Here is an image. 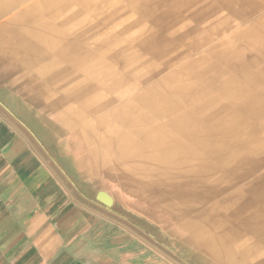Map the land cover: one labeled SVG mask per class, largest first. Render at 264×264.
Here are the masks:
<instances>
[{
	"label": "rangeland",
	"instance_id": "obj_1",
	"mask_svg": "<svg viewBox=\"0 0 264 264\" xmlns=\"http://www.w3.org/2000/svg\"><path fill=\"white\" fill-rule=\"evenodd\" d=\"M211 1H0L14 28L50 50L46 60L75 62L63 93L75 99L67 109L94 115L71 122L84 135L78 143L92 147L90 171L134 209L126 223L172 226L187 242L188 262L173 248L182 264L210 261L195 254L199 236L212 240L209 254L219 246L226 264L242 262L227 247L225 218L237 208L235 187L249 180L243 163L264 178V0H240L232 19ZM252 254L264 264V248Z\"/></svg>",
	"mask_w": 264,
	"mask_h": 264
},
{
	"label": "crops",
	"instance_id": "obj_2",
	"mask_svg": "<svg viewBox=\"0 0 264 264\" xmlns=\"http://www.w3.org/2000/svg\"><path fill=\"white\" fill-rule=\"evenodd\" d=\"M211 4L232 19L246 2ZM49 53L0 8V264H182L174 245L188 262L171 225L126 223L134 209L90 171L92 147L71 122L94 115L67 109L76 65Z\"/></svg>",
	"mask_w": 264,
	"mask_h": 264
},
{
	"label": "bare ground",
	"instance_id": "obj_3",
	"mask_svg": "<svg viewBox=\"0 0 264 264\" xmlns=\"http://www.w3.org/2000/svg\"><path fill=\"white\" fill-rule=\"evenodd\" d=\"M262 123H264V122H262ZM212 148H210V149H212ZM234 153H235V151H234ZM259 154H261V153H259ZM231 155H233V154H231ZM247 158H249V157H247ZM259 159H260V157H259ZM253 163L255 164V162H253ZM253 163L251 161H246L245 163H243V166H242L243 173L246 176V178L249 179L248 180L249 182L248 181L247 182L241 181V183H246V185L240 186L238 183V185L235 187L238 189V191L236 192V195L234 196L235 197L234 202L237 204V208L233 209V211L230 213L231 217L225 218V227H228V229L229 228L232 229L230 236L233 239L232 240L233 243L231 244V241H230V244L227 245V247L234 248L232 250L234 251V253L236 252L235 255H237V256L239 255L242 259V262L234 263V264H259V262H254V259L252 261V259H251L253 256L252 251L260 252L261 249L263 250V248H264V178H262L260 175L257 177L253 176V174H255V171L253 168ZM222 169H223V167H222ZM237 180L240 181L241 177L238 176ZM245 188H247V190H243ZM229 191H231V189ZM218 192H219V190H218ZM219 206L221 207L220 204H219ZM253 206H257V207H256V209H254L252 211V209L254 208ZM241 217L245 219L244 223H236V224L234 223L235 224L234 225V224H232V222H230L233 219H240ZM214 224H215V227L217 229L225 232V229L223 227L217 225L216 223H214ZM230 224L233 226H231ZM234 226H237V227H234ZM247 236H251L253 241L248 242V243H243L241 241V239L244 237H247ZM210 242H212L211 239H203V237L199 236V240L197 242L192 241L191 244L194 245V248L196 250L195 251L196 254L200 255L202 258L208 254V257L211 258L210 261H209V259L207 260L208 264H226L225 263L226 262L225 261L226 260L225 255L223 253V250H221V248L219 246L217 247L216 252L209 254V247L208 246L210 245Z\"/></svg>",
	"mask_w": 264,
	"mask_h": 264
}]
</instances>
